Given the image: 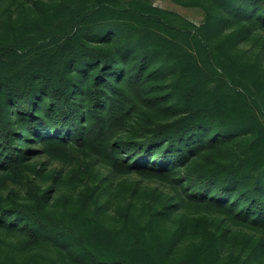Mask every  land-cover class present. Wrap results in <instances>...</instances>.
<instances>
[{
    "label": "trees",
    "instance_id": "1",
    "mask_svg": "<svg viewBox=\"0 0 264 264\" xmlns=\"http://www.w3.org/2000/svg\"><path fill=\"white\" fill-rule=\"evenodd\" d=\"M172 1L0 0V264H264V0Z\"/></svg>",
    "mask_w": 264,
    "mask_h": 264
},
{
    "label": "rangeland",
    "instance_id": "2",
    "mask_svg": "<svg viewBox=\"0 0 264 264\" xmlns=\"http://www.w3.org/2000/svg\"><path fill=\"white\" fill-rule=\"evenodd\" d=\"M153 3L158 6V7H162L171 11H175L179 14H181L182 16L186 17L187 19L193 21L196 24H201L204 21V10L202 8L199 7H186L183 5H180L178 3L173 2L172 0H152ZM4 8L1 7L0 12L2 11V9ZM85 160L87 161H95L97 159V157L94 154H91L90 156H84L83 157ZM46 158L42 157L39 158L38 160H36L35 162H43L45 161ZM72 167H74V163H68V164H64L61 162H54V161H48L46 163V167H45V172L44 175L48 176L46 178H39V181L43 184L44 187L50 185L52 183V179H49L51 172L52 171H61L60 172V180L58 181L57 185H56V189L58 194L60 195H66V196H72L76 194V189L75 187L78 188V186L70 184L69 183V178H68V174L70 169H72ZM96 170L103 176L110 174L111 179L115 180L114 182H118V181H122L123 179H125L123 176H113V174H111L109 172L108 167L103 163V162H99L95 165ZM129 179L132 180H140L137 176H130ZM141 181V185L142 186H147L150 185L151 187H154L156 185H158V182L155 181H146V180H140ZM12 187L15 188V191L19 192L18 194L21 197H25V191H26V185L25 184H14L10 181H8V183H6L3 187L0 188V191L3 192L4 194H7L10 192V190L12 189ZM55 193V194H56ZM1 238L6 240L8 242V244L10 242L16 243L18 244L19 242H21L23 239L13 236V235H5V234H0Z\"/></svg>",
    "mask_w": 264,
    "mask_h": 264
}]
</instances>
